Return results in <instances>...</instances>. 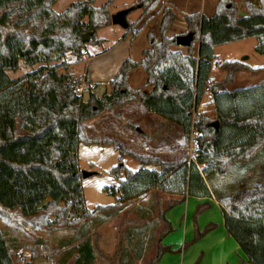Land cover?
<instances>
[{
  "label": "trees",
  "instance_id": "obj_1",
  "mask_svg": "<svg viewBox=\"0 0 264 264\" xmlns=\"http://www.w3.org/2000/svg\"><path fill=\"white\" fill-rule=\"evenodd\" d=\"M158 1L140 0L138 4L145 14ZM55 2L0 0V222L22 228L21 222H25L38 230L74 226L77 231L83 222L116 214L126 202L158 190L178 197L166 199L164 208L157 209L164 228L147 262L153 264L171 250L162 245L163 236L172 230L165 212L186 195H209L207 182L212 175L222 176L230 165L247 163L264 149V79L226 89L237 71L258 72L264 65L252 67L236 59L215 61V66L225 72L224 77L220 81L209 77L217 57L215 46L255 38V50L264 57V0H245L244 15H239L236 4L227 0H218L211 16L197 11L184 14L187 30L181 34L192 33L185 51L178 48L176 35H167L175 14L165 8L156 32L146 35L148 46L142 50L141 59L126 58L108 81L111 91L101 96L94 93L87 67L77 79L57 69L69 64L68 53L75 62L81 61L85 43L80 37L84 32H90L89 43L101 44L103 40L96 31L110 24L109 7L114 0H106L99 7H93L94 0L72 2L60 13L52 8ZM140 18L128 22L127 33L136 36L140 32L144 26H136ZM20 60L30 66L43 65L22 78L11 79L7 71H15ZM137 68L144 70L143 86L149 91L130 87L129 76ZM83 81V92L77 94L75 88ZM206 92L212 98L215 118L199 115L193 119ZM135 101L165 123L179 126L187 142L190 131L196 132L191 160L138 153L114 138L86 134L87 121ZM80 142L111 145L118 150V164L109 168L117 184L103 188L116 195L114 203L85 208L77 154ZM127 155L140 163L137 170L123 163ZM258 178L249 189L218 199L226 232L248 258L241 264H264V173ZM153 202L160 207L158 193ZM14 216L22 221L11 222ZM203 231H197L195 238ZM13 245L0 227V264H18L11 251ZM77 253L75 264H89L94 258L88 240L78 245Z\"/></svg>",
  "mask_w": 264,
  "mask_h": 264
},
{
  "label": "rangeland",
  "instance_id": "obj_2",
  "mask_svg": "<svg viewBox=\"0 0 264 264\" xmlns=\"http://www.w3.org/2000/svg\"><path fill=\"white\" fill-rule=\"evenodd\" d=\"M77 1L82 0H56L52 8L57 13H60L72 2ZM105 1L94 0L92 5L93 7H99ZM206 1L207 9H210L208 6L214 0ZM227 1H233L240 11H245L242 3L245 0ZM139 2L140 0H114L109 7L110 15L120 11L125 12L131 6H133V10ZM183 3L189 6H195V8L202 5L201 0H190V2ZM185 5H182V7ZM165 8L169 7H164L161 4V0H159L149 12L142 15V19L140 18L136 26L151 18L147 25L148 31L156 32L159 18L153 15L158 13L162 15V11ZM240 11H238L239 15ZM129 12L124 15V25L111 24L108 27L96 31V36L98 38L103 37L104 39L102 40H105L104 43L93 46L91 43L85 42L82 48L83 55L80 57L81 61L75 62L74 56L68 53L66 60L69 61V64L65 67H60L57 69V72L60 74H71L73 77L83 75L86 65L84 66V64L79 63L83 62L92 54V49L98 53H107L105 56L117 54L118 48H115V46L122 42L124 33L126 32V26L134 18V14H130ZM83 21H87L86 16L83 18ZM129 34L132 33L129 32ZM144 36L141 34L131 47L132 53L135 55L140 45L144 46L145 43L148 44V40ZM255 45V38H248L243 41H238L235 44L220 45L216 48V54H218L216 59H219V63L222 60L236 59L253 66H261V64H264V57L256 52ZM178 48L181 51H185V48L182 46H178ZM41 65L43 64L40 63L30 66L20 60L18 68L15 71L8 70L7 75L11 79L22 78ZM132 72L128 80L130 87L132 89L145 88L146 91H149V87L143 86L145 81L143 83L140 82L139 74H135V77L133 76L131 78ZM130 80H132V83H130ZM108 81L95 85L91 82L94 93L98 96H101L103 92L109 93L111 88ZM250 85L252 83H246L244 86ZM233 88H241V85L234 86ZM84 98H87V94H84ZM209 116L203 115L202 117L214 119L215 113L209 114ZM85 131L88 136L114 138L132 151L156 154L165 159H188V151H190L191 147L190 141L187 142L188 139L180 131L179 126L173 122L165 123L162 117L148 113L138 101L101 113L85 123ZM190 133V138L192 135H196L194 130H191ZM77 154L80 169L95 170L98 172L85 178L80 177L82 191L85 196V208L91 209L97 204L107 205L114 203L116 195L105 191L103 188H109L117 184L116 180L109 173V168L118 164V150L111 145L104 146L98 143L85 144L80 142ZM123 163L132 170H137L140 167V163L128 155L123 158ZM147 167L156 168L154 166ZM249 177L255 178L253 174H249ZM155 193H158L162 198L159 208H156L153 202ZM170 197L173 198L176 196L168 195L158 190H152L144 197L126 202L123 205V210L116 214L101 215L92 221L83 222L77 231L73 230L75 229L74 226L54 228L51 230L32 229L27 223L21 222V219L17 220L15 216L11 222L15 224L21 222L25 228L11 225L7 226L2 222H0V227L5 233L7 241L13 240L14 245L11 248L13 257L19 248H22L24 251V255L26 256L24 263H21L15 257L18 264H75V258L78 255V245L84 240H88L93 248L94 258L89 264H147L148 260L156 251L159 233L164 228L162 220L158 217L157 209L158 211L162 210L168 202L166 199ZM196 210L197 208L193 214L194 218L198 213ZM52 217L50 216V220L53 219ZM70 223L74 224V221L71 220ZM172 231L175 230L172 228L170 232ZM202 235L200 234L196 238L194 235L192 239L187 241L186 247L190 246ZM178 249L168 251L175 253Z\"/></svg>",
  "mask_w": 264,
  "mask_h": 264
},
{
  "label": "crops",
  "instance_id": "obj_3",
  "mask_svg": "<svg viewBox=\"0 0 264 264\" xmlns=\"http://www.w3.org/2000/svg\"><path fill=\"white\" fill-rule=\"evenodd\" d=\"M217 1L218 0H214L213 3L208 6L210 9H207L206 0H201L202 5L197 8L183 3L190 2V0H161V4H163L164 7H169L175 14L173 24L168 30L167 35L181 34L187 30V24L184 20V14L186 13L197 11L201 15L211 16L214 13ZM182 5L185 6L182 7ZM238 11H240L239 8ZM129 13L134 14V18L131 21L134 22L142 17L143 8L138 4L137 7ZM244 14H246L245 11H240V15ZM153 16L159 18L157 22L158 26L161 15L158 13ZM150 19L142 22L144 26L136 36H132L129 32L124 33L122 42L115 46V48H118L117 54L105 56L107 53H98L91 47L92 54L79 64L86 65L92 84H102L110 80L117 73L120 65L126 58H133L132 60L135 61L141 59V52L143 49L147 48L148 44L145 43L144 46L140 45L139 49L136 50V55L132 53L131 47L141 34L145 35V39L148 40L146 35L150 33L147 27ZM111 24L112 23L109 25ZM126 35L128 38H126ZM101 38L104 39L103 37ZM104 42L105 40L101 43ZM235 43L238 42H232L230 44ZM219 46L220 45L214 47L216 56L218 55L216 54V48ZM215 61H219V59L215 58L214 62ZM248 65L256 67L250 64ZM262 65L264 64H261V66ZM135 74H139L140 82L143 83L146 80V74L143 69L139 68L134 70L131 78H133V76L135 77ZM224 74L225 72L223 70L215 66L211 68L209 77L212 80L220 81L224 77ZM262 79H264V69L258 72L240 70L236 72L234 81L228 84L226 89L230 91L234 89V86L240 85L241 87H245L244 85L246 83H252V85H254ZM130 83H132V80H130ZM211 100L212 98L208 92L202 96L198 105L200 116L208 115V117H210L209 114L215 113L214 105ZM261 173H264V149L260 150L256 157L247 163L236 162L230 165L224 175H212L207 182L210 192L209 195H186L181 201L169 208L165 212V218L175 231L168 232L163 236L162 245L170 247L171 249H179L175 251V253L165 251L160 256L159 260L153 264H241L247 262L248 258L237 241L226 232L223 210L218 199L225 198L240 189H249L259 179L258 177ZM249 174H253L255 178L249 177ZM177 197L178 196L174 198ZM198 207L204 208H202L194 218V211ZM209 225H213V227L203 231ZM197 231H203L201 233L203 235L190 246H183L188 240L193 238Z\"/></svg>",
  "mask_w": 264,
  "mask_h": 264
},
{
  "label": "water",
  "instance_id": "obj_4",
  "mask_svg": "<svg viewBox=\"0 0 264 264\" xmlns=\"http://www.w3.org/2000/svg\"><path fill=\"white\" fill-rule=\"evenodd\" d=\"M124 15H125V13L124 12H121V11L120 12H117V13H113L110 16V18H111L110 19V22L112 24H121V25H124V23H125ZM80 38H81V41L82 42H84V43L85 42H88L89 39H90V32L87 31V32L81 34V37ZM191 39H192V33H190V32L189 33H186V34H178L175 37L176 44L178 46H182V47L188 46L190 44V42H191ZM245 58H247V57H245ZM245 58H243V59H245ZM212 124L215 127H217V123L216 122H213ZM80 173H81V177L82 178H85V177L91 176L93 174H96L98 172L95 171V170L80 169ZM249 264H253V263H249Z\"/></svg>",
  "mask_w": 264,
  "mask_h": 264
},
{
  "label": "built area",
  "instance_id": "obj_5",
  "mask_svg": "<svg viewBox=\"0 0 264 264\" xmlns=\"http://www.w3.org/2000/svg\"><path fill=\"white\" fill-rule=\"evenodd\" d=\"M215 67V63H212L211 65V68ZM79 76L77 77H74V79H77ZM85 83L84 81L81 82L76 88H75V92L77 94H81L83 92V88L85 87L84 86ZM197 116H199V108L196 107L194 112H193V119H196ZM194 144H195V139H194V136L192 135L191 138H190V151H188V160H191L192 157H193V150H194ZM16 256H17V259L18 261H20L21 263H24L25 260H26V256L24 255V251L22 248H19L17 251H16Z\"/></svg>",
  "mask_w": 264,
  "mask_h": 264
}]
</instances>
